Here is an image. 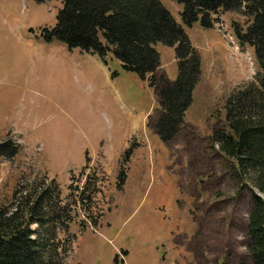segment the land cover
Here are the masks:
<instances>
[{
  "label": "rangeland",
  "instance_id": "374dc122",
  "mask_svg": "<svg viewBox=\"0 0 264 264\" xmlns=\"http://www.w3.org/2000/svg\"><path fill=\"white\" fill-rule=\"evenodd\" d=\"M177 22L182 6L160 0ZM62 0H0V142L19 153L0 161V204L29 186L54 193L63 209L57 240L76 235L66 264H242L250 262L253 194L213 144L225 101L259 71L240 45L234 12L183 26L200 59L184 123L162 142L148 79L64 43H44ZM156 82L178 76L175 48L156 44ZM130 152L128 157L126 152ZM37 228V225H33ZM253 264V260H252Z\"/></svg>",
  "mask_w": 264,
  "mask_h": 264
},
{
  "label": "trees",
  "instance_id": "16d2710c",
  "mask_svg": "<svg viewBox=\"0 0 264 264\" xmlns=\"http://www.w3.org/2000/svg\"><path fill=\"white\" fill-rule=\"evenodd\" d=\"M174 1L182 6L181 23L160 0H62L54 27L42 28L41 39L79 48L105 63L110 57L148 79L161 109L156 132L162 142H170L184 123L200 75L199 55L183 26L201 20L202 26L212 27L216 13L245 17V29L235 23L232 28L238 44L254 49L259 71L226 99L225 125L212 132L211 141L242 181L264 193V0ZM157 43L175 48V81L156 82L161 65ZM19 148L11 140L0 142V161L12 159ZM53 194L47 188L32 194L28 186L15 190L10 204H0V264H66L76 235L57 240L56 226L64 216ZM253 196L247 222L250 262L242 264H264V197Z\"/></svg>",
  "mask_w": 264,
  "mask_h": 264
}]
</instances>
